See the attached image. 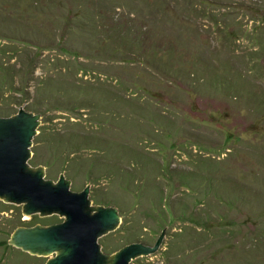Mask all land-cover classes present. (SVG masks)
<instances>
[{
	"label": "trees",
	"instance_id": "obj_1",
	"mask_svg": "<svg viewBox=\"0 0 264 264\" xmlns=\"http://www.w3.org/2000/svg\"><path fill=\"white\" fill-rule=\"evenodd\" d=\"M29 1L32 2L29 3ZM170 1L171 0H0V32L2 31L1 34L3 33V37L9 42L15 45L22 44L26 50H31V53L42 48L46 49L48 46L51 47L54 44L57 48L61 49L62 55L67 56L65 68L62 67L61 73L57 72L52 80H47V74L40 78H36L34 75L36 67L44 63L43 59L39 62L34 60L32 64H28L32 67L26 66L27 76L25 78L29 81L30 78L35 77V79H37V86L35 87L43 101L53 99L59 106L62 104L67 105L66 109L73 113L72 110H76L75 108L81 107L82 105L84 108H89L91 105L96 106V102L99 101V98L104 97L105 102H103L101 106H98L101 111V116H106L105 119L108 116L110 121H112L115 120L114 113L119 112L124 117V123L122 122L123 125L128 127L140 126V121L145 116L144 113H146L147 116L145 117L150 120L148 126L156 124L158 130H161L162 136L160 138V134L152 131L149 132V135L154 136V138L156 137L154 146L157 145L160 147L159 144L162 143H164L162 144L163 146H171V157L169 156L170 162L167 171H165L161 179H159L161 186L157 181L159 197L158 194L157 196L154 194L153 180H150L147 176V199L155 198L156 201L151 202V204L159 207V210H162H160L161 212L159 211V214H162V212L166 213V209L162 208L160 201L162 200V196L164 197V201L167 197H170L168 184H171V186L177 190L179 189L178 186L184 187L183 194L186 193L190 199H193L190 203L192 216L195 213L194 208L199 210L196 212V215L193 216L192 221L194 220L195 225L199 226V229L203 228V231L212 232L215 236H217V233L221 236H228V234L237 232L246 222H254V225L262 229V232L257 233L255 237L256 240L254 241H258L256 243L253 242L254 244L252 243L253 245L249 247L248 251L244 249L246 247V242L232 243V238L223 237V242L222 244H218V249L220 248V252H224V256L221 253H216L218 256L220 255L219 260L217 257L215 258V254H213L204 262L206 264H241L242 260H239L241 258L250 263H256V258L259 259L260 256L262 259V256H264V248L259 246V242L264 240V208H262V206L264 207V203H259L261 201L257 199L259 202L253 204L248 198V201H246L248 207L243 208L240 206L239 198L243 195L242 191L247 188H250L252 191L262 190L264 192V160L261 159L262 154L257 156L256 164L250 161L246 163L244 167L235 166L233 163L236 161L235 157L242 154V152H238V150L235 151V147L242 142L238 139L239 143L232 144L235 138L233 137L226 144L224 139L228 138V134L230 135L229 132H224V134H226L225 138L219 139L213 136V131L209 132L206 124H204V127H206L205 132L202 130H194L188 124L182 125L180 123L182 120L184 121V114H182V117L177 110H168L169 113L165 112L162 116L163 121L161 122L157 120L155 115L150 116V110H148L147 107L149 108L153 105L151 102L153 99L152 94L138 88L137 78L140 79V74L136 73L131 75L130 68L141 66L142 71L150 72V74L158 73L157 75H159V72L163 71L166 77L170 76V82L165 80L167 83L165 84V88L168 89L166 93L172 101H162V97L158 95V98H160L164 105V107L159 106V108L163 110H166L174 104L171 93L173 89H175L174 85L176 82H179L183 85H193L196 89V94L208 95L215 98V100L234 98L235 101H228L235 102L234 104L237 103L238 105L236 106H238V109L239 104L240 106H245L249 114L254 115V121L255 119L264 120V87L261 88L260 85L256 86V80L259 78L262 79L264 75V71L263 73L261 72L262 66L260 65V62L264 60V31L258 27V22H260L262 18L259 14L253 13L257 10H252L247 14L237 9L235 4H229L228 2L222 4H229L230 7L222 8L219 5V12L216 14L218 16L214 18L213 15L215 14L213 13L216 11H211V8H209L210 6L207 5L209 3L203 0L206 11L202 10L204 13L200 14L201 16L199 15L198 17L202 18L207 14L212 16V24L221 27L224 39L229 42H236L235 36L237 32H239L238 34L245 35L246 38H248L249 35L252 38L253 36L256 37V39H254L256 45H253L254 47L251 48L248 43L245 52L241 53V56H235L236 52L233 51L228 58L219 60L218 58H214V56L219 53L217 48H214L216 53H212V50H207L204 45L197 42L204 27L200 28L201 24L193 23L190 25V22H184V20L187 19L191 21L192 10L197 6L193 8V5H184L180 13L179 10L176 9L172 11L177 3L171 6ZM190 1L197 2V0ZM250 4L249 7H251ZM8 6L13 14L6 10ZM211 7L213 8L214 6L211 5ZM197 9H199V7H197ZM200 10L201 8L199 12ZM54 12H57L58 16H56L54 24L51 25V19L48 17H50V13L53 14ZM171 12L178 13L180 19L176 16H171ZM194 12L199 13L196 9ZM241 12L247 15L239 16ZM41 17L44 18V23L39 21ZM245 20H247L246 23ZM174 29H178V37L169 36L175 34L170 32ZM185 32H188L190 36H186ZM189 37H194L195 39L192 40ZM164 40L167 42L164 43ZM242 40L244 41L245 39ZM178 45L185 50L186 54H180ZM193 50H195V52L191 61V68L188 69L183 65L182 60L188 58ZM81 53H84L85 56L87 54L94 57V63L100 65V67L108 64L112 68V76L107 74L108 70L106 74L94 72L92 74H87L89 72L88 70L80 68L84 65L80 64L78 61L73 62L70 60L72 56ZM37 56L38 54H35L34 57L37 58ZM210 61L216 64V68H211L208 64ZM53 65L54 67L57 66V64L52 63L51 66ZM66 69L68 70L67 73L65 72ZM16 71H18L17 68ZM14 73L15 71L12 67H9L5 63H0V97L2 98V102H4L3 97L5 93L10 91L9 89L13 87L12 84L18 76ZM117 73H119V77H113ZM121 74H125L126 78L132 77V79L129 78V84L126 82L127 79L124 80L122 78ZM81 76H90L93 81H84ZM72 77H76L78 80L77 85L72 84L73 82L70 81ZM111 80H113L112 84H114V89L111 88L112 92L102 90L103 82L108 81L109 83ZM262 86H264V83ZM135 88L138 89V91H136ZM64 90H66V93ZM174 91H176V89ZM80 94L84 97L82 101L76 98ZM144 94L149 97L146 99L143 109L142 106L133 109V101L139 100L138 98H142ZM187 94L190 95L192 93L187 92ZM62 96H64V98L66 97V99L63 98V103L61 104L58 100L61 99ZM87 97L96 98V101L86 105L84 103H86L85 98ZM86 101L88 102L87 99ZM53 107L55 106L53 105ZM251 107H254L255 110H250ZM138 108L143 111H132L138 110ZM7 111L8 110L0 111V116H10V112ZM79 133L82 134V138L78 139L82 141H86V137H89L87 135L88 133ZM42 136L43 134H39L34 138V142L38 141V146L41 142H46L42 139ZM78 139L66 137L65 140L70 141L67 146L60 145L55 147L51 144L53 146L51 149L52 151L54 150L55 153L54 159L58 163L55 164L57 166L53 170L62 171L69 180L73 179L70 177L72 174V176L75 175L80 177L85 183H92L87 181V177H85V180L84 177L80 176L84 171L83 169L86 168V165L83 163L78 164V162L75 161L76 158H68L66 155V153L69 152H77L76 144L78 143ZM44 142L42 144H44ZM147 142L149 141L146 140L131 145L133 147V159L135 157H142L152 163L157 159L156 154L159 151L154 149V146L148 149L149 151L138 150V148H142L141 145H148ZM201 145L208 147L213 152L215 149L226 148L225 151L223 150L224 153H227L226 158H219L218 154H213L212 152H208V150H202V148H200ZM246 147L247 145H245L244 154H246L247 150L252 149L250 145L248 146L249 148ZM194 148L198 150L193 151ZM35 150L33 151L35 152ZM183 150H185L186 154L182 153ZM176 151L181 158V162L175 160L178 159L174 153ZM145 152H148V154ZM37 154L38 152H36V155ZM64 154L68 161L65 159ZM197 154H200V156H196ZM57 155H63V158L59 160ZM224 160L230 164V167L223 166L222 163ZM208 163H213L214 170L208 167ZM31 164H36L33 159L31 160ZM53 165V163L50 165L48 164L46 167H49L50 170L54 167ZM90 167H92L91 163ZM250 177L254 179L253 181L256 185L251 181ZM233 178L235 183L232 181ZM124 181L127 185L126 178ZM110 185L112 184L109 183V186ZM74 189L79 190L76 185ZM130 192H132V190H129L128 194ZM178 192L180 193V191ZM131 195L133 199L136 200V203L131 206L133 209L138 207V203H141L142 197L146 199L145 194L136 195L133 193ZM98 196L102 198V194ZM120 196L121 195L116 196L112 194V198L109 202L120 203L122 200ZM99 197L92 198L96 205L100 204L102 201L97 200ZM212 200H214L216 204H212ZM209 201L211 202L210 205H208ZM262 201H264V199ZM122 206L125 205L122 204ZM21 207L22 206L8 204L0 199V264H45L47 258L32 256L21 249L11 246L9 244L10 237L20 227H33L37 224L47 226L61 223L63 220H57V216L41 218L39 215H34L31 217V220L27 222V220H24L25 216L22 213ZM236 208H238L237 212L233 211ZM135 211L134 213L138 218L137 209ZM243 211H245V215ZM235 213L241 216L236 217L234 215ZM121 215L124 221L116 232L127 234L129 231L125 232V225L127 223H125V214L123 213ZM247 215H249V217ZM161 220L163 223L167 221L163 218ZM210 221L211 223L213 222L212 225ZM214 224L216 226H214ZM116 232L110 233V235ZM139 232L138 229L135 230V233ZM180 247L178 246L177 248ZM177 248H172L173 250L171 252L167 250L166 258L172 260L178 259L179 256L182 255V252L180 253V249L177 250ZM105 251L110 252L107 249ZM246 257H248V259H246ZM194 259L195 257L189 259L188 262L192 263ZM147 261L148 260H145L144 263H139L153 264Z\"/></svg>",
	"mask_w": 264,
	"mask_h": 264
},
{
	"label": "rangeland",
	"instance_id": "obj_2",
	"mask_svg": "<svg viewBox=\"0 0 264 264\" xmlns=\"http://www.w3.org/2000/svg\"><path fill=\"white\" fill-rule=\"evenodd\" d=\"M210 6L211 11H216L214 18H217L219 7L222 8L230 7L229 4H235L237 9L240 11L246 12L249 14L252 10L253 13L259 14L262 18L260 22H258V27L261 28L262 31H264V0H205ZM225 1V2H223ZM32 1H29V3ZM169 2V1H168ZM229 3V4H222V3ZM235 2V3H233ZM174 3H177L175 8L172 10L174 11L179 10L181 13L182 7L185 5H193V8L196 6L201 8L200 12L197 7L195 8L197 12L195 13L194 10H192L191 13V21L184 20V22H190V25L194 24H201L200 28L204 27L203 32L201 33V36L199 37V40L197 42L204 45L207 50H212V53H216L214 48H217L219 53L214 56V58H218L219 60H224L228 58V56H231L233 51H235V56H241V53L245 52V49L247 47V44L249 43V46L253 48V45H256L254 39L256 37L253 36V38L249 35L248 38L245 37V35L238 34L237 32L235 39L236 42H229L228 40L224 39V34L222 33L221 27H218L217 25L212 24L213 17L210 15H206L205 17H198L200 14L204 13L203 11H206V6L203 4V0H197L190 1V0H171L170 5L173 6ZM252 3V4H250ZM249 4L251 7H249ZM211 5L214 7L212 8ZM220 5V6H219ZM70 7V6H69ZM11 14L9 6L6 8ZM203 10V11H202ZM241 12L239 16L247 15L245 13ZM60 13V10H59ZM9 15V14H8ZM176 16L180 19L179 14L175 12H171V16ZM51 19V25L54 24V21L56 20V16H58L57 12H54L53 14L50 13L49 15ZM201 16V15H200ZM186 19V18H185ZM44 18L41 17L39 19L40 22H43ZM31 21V20H29ZM45 21V20H44ZM247 20H245V23ZM213 25V26H212ZM198 26V25H197ZM178 29H174L170 32H173L175 34L169 35V36H177ZM60 31V30H59ZM58 31V32H59ZM2 32V31H1ZM0 32V63H5L9 67H12L15 71L14 74H17L18 76L15 78V81L12 84V88H10L9 92H6L3 101H1L0 97V111L8 110L7 112L10 113H18L20 109L24 108L27 110V107L43 114L40 128L38 130V135L43 134V138L46 142L42 144L40 143L38 146V141H35L33 150V156L31 160L33 159L36 164L33 166L35 167H41V168H47L48 164H54L53 168H51L49 171V179L58 182L61 175H64L62 171H56L53 170L56 168L58 164L55 158L54 150L52 151L51 147H53L51 144H53L55 147L60 145H68L69 140H65L66 137L68 138H82V133H88L87 135L89 137H86V141H82L78 139V143L76 144L77 152L75 153H66L68 158H76L75 161L79 163H83L86 165V168L82 171V177L86 180L85 177H87V181L84 182L80 177H77L75 175L72 176V189H74V186L76 185L79 189H86L90 188L92 189L93 197H99L98 195L102 194V198L99 197L97 200L101 201L100 206L105 207H117V206H123V213L125 214V232L129 231L127 234H123L122 232H116L113 235L107 234L106 236L102 237L103 243L105 245V248L110 251L107 252L110 258V263L112 264L114 260V254L116 251L118 252L125 246L132 244V243H138L141 240L145 239L147 241H150L152 243H156L157 239L162 235V233L166 232V237L163 242V248H161L157 253L153 255H147L145 257H141L133 261V264H140L144 263L145 260H148L150 263L153 264H206L207 258L215 254V258L220 259V255L218 256L216 253H221L224 256V252H220V248L218 249V244H222L223 237L225 238H232V243H241L246 242V247L244 248L246 251L249 250V247L256 243V235L257 233L262 232V229H259L257 225H254V222L248 221L245 223L244 226L240 227L237 232H234L232 234L226 235H220L217 233V236L212 234V232L203 231L204 229H199V226H196L194 223L193 216L196 215V212L199 211L197 208H194L195 213L192 216V211L190 208V203L193 199H190V197L185 193L183 194V188L178 186V190L174 189L171 184H168V188L170 189V197L166 198V202L164 201V197L162 196V200L160 201V205L162 208L166 209V213L159 214V207L154 206L151 204V202H155V198L147 199V192H146V184L147 180L146 177L152 181L154 184V194L157 196L159 193L158 191V182L161 186V183L159 179H161L162 175L165 171H167L168 164L170 162L171 157V146H163L162 144H159V146H154L155 139L154 136L149 135L150 131L154 133H158L159 138L161 135V130H158L157 125H149L148 120L145 116H147L146 113H144V117L140 121V126L137 127H128L123 125L124 117L121 115V113L116 112L114 113L115 120L110 121V119H105L106 116H101V111L98 106H101L103 102H105V98H99V101H97L96 106L91 105L89 108H84L83 105L81 107L75 108L76 110H72L73 113L69 112V110L66 109L67 105L62 104L64 96L61 97L58 101L61 102V106L59 104L55 103L53 99L43 101L41 98V95H39L37 88V79L42 76H47V80H52L53 76L55 77L57 72L61 73V68H65V62L67 60V56L62 55L61 49L57 48L54 44L46 49H40L33 51L31 53L29 50H26L22 44L15 45L11 42H9L7 39L3 37V33ZM185 35L190 36L188 32H185ZM240 39H239V38ZM190 39H195L194 37H189ZM242 39H245L244 41ZM167 41L164 40V43ZM214 46V47H213ZM190 50V49H188ZM178 51L181 53H185V50L178 45ZM195 50H193L188 58H184L182 61L183 65L186 66V68H191V61L193 59ZM35 54H38V57L35 58ZM84 56V57H82ZM44 60V63L42 65H39L36 67L35 70V77L30 78V81L27 80L25 77L27 76V65L32 64L34 60H37V62ZM71 61L73 62H80V64L84 65L80 68L86 69L89 72L87 74L94 73H104L106 74V71L108 70V75L112 76V68L106 64L102 67L100 65L95 64V58L91 57L84 53L78 54L76 56H72ZM57 64L56 67L51 66V64ZM39 64V63H38ZM211 68H216V64L212 61L208 63ZM37 65V63H36ZM261 72L264 71V60L260 62ZM30 65H28L29 67ZM32 67V66H30ZM16 68L18 71H16ZM23 71V72H22ZM66 73L68 70L66 69ZM83 73V72H81ZM140 74V79L137 78V86L138 88L142 89L143 91L148 92L149 94H152L153 99L151 102L153 105L151 107H147L148 110H150L149 114L150 116L155 115L157 120L160 122L163 121V114L169 113L168 110H177L178 113L181 115L184 114V121L180 124H188L191 128L194 130L204 131L206 130V127H204V124L208 126L209 132L213 131L215 137L219 139H224L226 134L224 132H229L228 138H225L226 144L229 142V140L233 137L235 143H239L238 139L241 144L236 145L235 151L238 150V152H242L241 155L238 157H235V160L233 163L235 166L244 167L246 166V163L256 164V158L259 156V154H262L261 159L264 160V120L261 119H255L254 121V115L249 114V111L247 108L243 105L240 106L239 109L237 103L231 102L232 100L235 101L234 98L230 99H220L215 100V98L210 97L208 95H198L196 94V89L193 85H183L182 83L176 82L175 89H173L172 98H173V105L171 107L167 108L166 110H163L162 108H159V106L164 107L162 101L171 102L172 99H170L166 93L168 90L165 88V82L171 80L170 76H165L163 71L159 72L160 74H150V72L142 71L141 66H136L135 68H130V74ZM13 74V75H14ZM119 73H117L115 76H118ZM122 78L124 80L127 79V84H129V80L132 79V77L126 78L125 74H121ZM15 76V75H14ZM82 77V76H81ZM84 81L91 82L93 81L90 76H84L82 77ZM70 81L73 82L72 84L77 85L78 80L76 77L70 78ZM257 84L256 86L260 85L261 88L264 87L262 84L264 83V75L258 80H256ZM102 84V90H105L107 92L111 91V88L114 89L113 80L108 83L103 82ZM173 86V87H174ZM172 87V88H173ZM107 88V89H106ZM134 90V89H133ZM136 91L138 89L135 88ZM5 91V88H4ZM3 91V93H4ZM74 92H77L73 90ZM116 91V90H115ZM66 93V90H64ZM112 92V91H111ZM117 92V91H116ZM115 92V93H116ZM187 92H191L192 94L188 95ZM118 93V92H117ZM116 93V94H117ZM114 94V93H113ZM81 95V96H80ZM76 98L79 100H84L83 95L80 94ZM158 95H160V98H158ZM1 96V95H0ZM149 96H146L145 94L142 96V98H138L139 100L133 101V109L139 106H144V103L146 99ZM66 99V97L64 98ZM88 100V102L86 101ZM40 100V103H39ZM228 100H231L230 102ZM96 98L87 97L85 98L84 104L88 105L90 102H95ZM132 101V99H131ZM164 102V103H167ZM239 103V101H238ZM36 104V105H34ZM168 104V103H167ZM52 105V106H51ZM53 105L55 107H53ZM36 106V107H34ZM250 110H255L254 107H251ZM133 112H142L143 110H132ZM124 112V111H123ZM163 112V113H162ZM177 113V114H178ZM142 115V114H141ZM140 115V116H141ZM112 116V115H110ZM183 117V115H182ZM123 122V123H122ZM156 126V127H155ZM222 130V131H221ZM198 131V132H199ZM221 131V132H219ZM37 135V136H38ZM36 136V137H37ZM147 142L148 145L142 146V148H138L139 151H149L148 149L153 148L157 149L159 152L156 154L157 159L152 163L149 160L142 158V157H135L132 158V146L133 144H136L138 142ZM241 145V146H240ZM245 145H247L246 148H249L250 145L252 149L247 150L246 154H244L245 151ZM202 150L208 152H212L213 154H218L219 158H226L227 153H224L223 148L215 149L214 152L210 150L206 146L201 147ZM211 148V147H210ZM231 148V147H229ZM228 148V149H229ZM186 149V147H185ZM153 150V149H152ZM198 149H195L193 151H196ZM36 152L38 154L36 155ZM148 154V152H145ZM177 156L178 160L180 161L181 158L177 154V151L174 152ZM185 153V150L182 152ZM58 154V153H57ZM66 155L64 154L65 159ZM181 155V154H180ZM58 159L60 160L63 158V155H57ZM170 156V157H169ZM183 156V155H181ZM185 156V155H184ZM196 156H200V154H197ZM250 157V158H248ZM254 159H253V158ZM68 161V160H67ZM181 162V161H180ZM90 163L91 166L90 167ZM223 166L230 167V164L223 161ZM208 167L211 170H214L213 163H208ZM49 169V167L47 168ZM256 169V167H255ZM53 170V171H51ZM67 174V173H66ZM170 174V172H169ZM72 175V174H71ZM51 176V177H50ZM236 176V175H235ZM234 176V177H235ZM77 177V178H76ZM237 177V176H236ZM235 177V178H236ZM125 178L127 179V185L124 181ZM251 181L256 185V183L253 181L254 179L250 177ZM158 181V182H157ZM233 183H235V180L233 178ZM109 183L112 184L109 186ZM119 184V185H117ZM124 189V190H123ZM110 190V191H108ZM132 190L128 194V191ZM180 191V193L178 192ZM243 195L241 198H239L240 206L243 208H247L248 204H246V201L252 202L253 204L256 202V204L264 203L262 201L264 199V192L262 190H254L252 191L250 188L244 189ZM145 194V197H142L141 203H138V207L133 209L131 206H133L136 203V200L133 199L131 194ZM112 194H115L116 196L121 195L120 197L122 200L116 203H111L109 200L112 198ZM119 194V195H117ZM159 197V194H158ZM233 197V196H231ZM157 198V197H156ZM259 199V201L257 200ZM107 200V201H105ZM212 204H216L214 200L211 201ZM209 201V204H211ZM130 205V206H129ZM96 207V204H95ZM262 208H264L262 206ZM22 213L23 212V206L21 207ZM137 209V216L134 212ZM238 208H236L235 212H237ZM162 211V210H161ZM160 211V212H161ZM232 211V212H233ZM187 213V215H186ZM243 214L245 215V211H243ZM236 217H240L238 213L234 214ZM57 220H60L61 217L58 215ZM249 217V215H247ZM52 217V216H49ZM42 218V217H41ZM167 220L165 223L161 219ZM24 220H31V218L24 217ZM63 220V219H61ZM124 221V218H123ZM129 224V225H128ZM210 224L212 225L213 222ZM39 225V224H37ZM214 226H216L214 224ZM257 226V227H256ZM201 227V226H200ZM138 229L140 232L135 233V230ZM230 231V230H229ZM219 235V236H218ZM264 237V236H263ZM131 239V240H130ZM254 242V243H253ZM253 243V244H252ZM182 245V246H181ZM180 248H177V247ZM259 246L261 248H264V240L259 242ZM177 248L180 249V253L182 252V255L179 256L178 259L172 260L170 258H166V252L169 250L170 252L173 249ZM33 256V255H32ZM262 256V255H261ZM38 257V256H37ZM195 257L194 261L192 263L188 262L189 259ZM263 258L259 256V259L256 258V263H250L244 259L242 260L241 264H264V256ZM214 258V257H212ZM167 259V260H166ZM211 259V258H210ZM248 259V257H246ZM48 261V258L46 259V262ZM147 261V262H148ZM205 261V262H204ZM45 262V263H46ZM140 262V263H139Z\"/></svg>",
	"mask_w": 264,
	"mask_h": 264
},
{
	"label": "water",
	"instance_id": "obj_3",
	"mask_svg": "<svg viewBox=\"0 0 264 264\" xmlns=\"http://www.w3.org/2000/svg\"><path fill=\"white\" fill-rule=\"evenodd\" d=\"M0 116V199L23 206L27 218L58 215L61 223L20 227L9 244L33 256L48 258L45 264H108L102 237L123 224V206L105 207L92 200V189H72V180L61 175L49 179V169L31 164L34 138L43 114L27 107ZM72 177V175H70ZM166 232L152 243L145 239L114 254L112 264H133L163 248Z\"/></svg>",
	"mask_w": 264,
	"mask_h": 264
}]
</instances>
